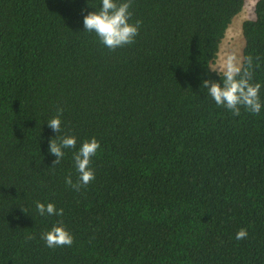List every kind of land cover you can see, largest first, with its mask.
Here are the masks:
<instances>
[{"label": "trees", "instance_id": "trees-1", "mask_svg": "<svg viewBox=\"0 0 264 264\" xmlns=\"http://www.w3.org/2000/svg\"><path fill=\"white\" fill-rule=\"evenodd\" d=\"M101 6L0 0V264H264V0L241 24L262 108L239 116L202 83L222 85L211 65L244 0H131L139 34L115 50L84 30ZM63 136L76 147L53 166ZM92 138L95 179L75 191ZM59 225L74 242L49 248Z\"/></svg>", "mask_w": 264, "mask_h": 264}, {"label": "clouds", "instance_id": "clouds-1", "mask_svg": "<svg viewBox=\"0 0 264 264\" xmlns=\"http://www.w3.org/2000/svg\"><path fill=\"white\" fill-rule=\"evenodd\" d=\"M101 4L102 6L98 12H89L84 16V30L94 32L101 44L109 50H115L124 45L134 43L135 37L139 34L141 21L137 20L134 24L129 23L132 17V13L129 11L131 0H125V2L119 4L116 0H101ZM254 67H259V63L254 66L252 56L229 54L222 66L212 68L213 71L218 72L220 77H222V85L215 81L204 80L202 87L207 89L208 94L217 106L226 108L234 116L240 115L241 108L252 114H259L262 108L259 95L261 85L251 82L254 76ZM62 112L63 109L58 108L57 116L47 122L48 126L56 134L61 132L60 115ZM58 139L59 143H57L56 139L49 141L48 150L50 154L56 157L53 161V166L61 162L64 156V149L76 147V138L74 136H63ZM99 148V141L95 138L82 143L79 151L74 155V163L79 173V180L77 183H73L70 176L66 177V185L75 191H79L81 187L87 186L95 179L90 164L91 158L96 155ZM36 211L41 216L63 215V209H56L53 203L45 205L37 202ZM247 236V230L242 228L236 233L235 238L239 241L246 239ZM42 239L49 248L71 247L74 242L73 236L62 225L53 226L50 231L42 234Z\"/></svg>", "mask_w": 264, "mask_h": 264}, {"label": "rangeland", "instance_id": "rangeland-1", "mask_svg": "<svg viewBox=\"0 0 264 264\" xmlns=\"http://www.w3.org/2000/svg\"><path fill=\"white\" fill-rule=\"evenodd\" d=\"M257 0H244L242 10L232 18L224 38L220 44L219 53L211 68L222 66L225 58L232 53L242 56L244 39L241 33V24L244 20L254 18V4Z\"/></svg>", "mask_w": 264, "mask_h": 264}]
</instances>
